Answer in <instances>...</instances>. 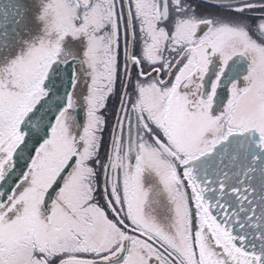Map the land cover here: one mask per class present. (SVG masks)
<instances>
[{"label":"snow or ice","instance_id":"obj_1","mask_svg":"<svg viewBox=\"0 0 264 264\" xmlns=\"http://www.w3.org/2000/svg\"><path fill=\"white\" fill-rule=\"evenodd\" d=\"M0 264H264V0H0Z\"/></svg>","mask_w":264,"mask_h":264}]
</instances>
